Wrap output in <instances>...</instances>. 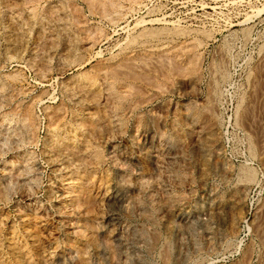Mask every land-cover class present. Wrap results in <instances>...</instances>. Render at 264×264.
I'll return each instance as SVG.
<instances>
[{"label": "rangeland", "instance_id": "1", "mask_svg": "<svg viewBox=\"0 0 264 264\" xmlns=\"http://www.w3.org/2000/svg\"><path fill=\"white\" fill-rule=\"evenodd\" d=\"M0 264H264V0H0Z\"/></svg>", "mask_w": 264, "mask_h": 264}, {"label": "bare ground", "instance_id": "2", "mask_svg": "<svg viewBox=\"0 0 264 264\" xmlns=\"http://www.w3.org/2000/svg\"><path fill=\"white\" fill-rule=\"evenodd\" d=\"M101 1V0H100ZM102 2H104V1H102ZM101 2V3H102ZM113 3V2H112ZM106 4V3H105ZM115 4V3H114ZM103 5V4H102ZM100 6H101V4H100ZM111 6V5H110ZM107 7V6H106ZM104 8H105V6H104ZM110 8V7H109ZM102 9V8H101ZM106 9V8H105ZM103 10V9H102ZM105 12V11H104ZM155 20V19H154ZM157 20V19H156ZM173 25V24H172ZM143 29H139V30H141V37H142V34H146V35H150V34H153V33H155V31L156 30H158L157 28H156V30H154L153 28H144V27H142ZM160 30H165L164 32L165 33H169V34H173V33H182V29H181V27H179V26H173L171 29H168V27L167 28H162L161 27V29ZM160 30L159 31H157V32H159V34H161L162 32H160ZM203 31V30H202ZM163 32V33H164ZM206 32V31H205ZM136 34V33H135ZM138 34H140V33H138ZM155 34H157V33H155ZM134 35V34H133ZM135 36V35H134ZM133 37V36H132ZM134 38V37H133ZM134 41V40H133ZM198 45V44H197ZM190 50V49H189ZM191 51V50H190ZM184 53V52H183ZM190 53V52H189ZM198 53V52H197ZM198 56V55H197ZM165 58V57H164ZM168 58V57H167ZM197 57L194 55V58H192V59H196ZM128 59V58H127ZM140 59V58H139ZM162 60H164V59H162ZM131 61V60H130ZM129 60H126V61H123V65L122 66H125L126 67V69H128V70H130V68L132 67V63H134V62H130ZM136 61V60H135ZM166 62L168 61V60H165ZM189 61V60H188ZM190 61H191V57H190ZM189 61V62H190ZM195 61V60H194ZM169 62V61H168ZM192 62H193V60L190 62V65L192 64ZM160 63V62H159ZM165 63V62H164ZM188 63V62H187ZM194 64H195V62H193ZM193 64V65H194ZM119 64L118 63H116V65L115 66H118ZM115 66H113V67H115ZM120 66H121V64H120ZM119 66V67H120ZM166 66V65H165ZM168 66V65H167ZM170 68H172L173 66H174V64H173V66H172V63L170 64ZM191 67H192V65H191ZM178 68V67H177ZM180 68V67H179ZM178 68V69H179ZM193 68V67H192ZM194 68H195V66H194ZM150 69V68H149ZM156 69V68H155ZM168 69V68H167ZM172 69H175L176 70V68H172ZM181 69H182V67H181ZM180 69V70H181ZM184 70V69H183ZM112 71V70H111ZM124 71V70H123ZM177 71V70H176ZM190 71V70H189ZM178 72H180V71H178ZM126 73V75H124V73H123V75L125 76V77H133V78H135L136 79V77H137V74H136V72H133V70H131V71H128V72H125ZM176 73V72H175ZM115 74H116V71H115ZM164 74V73H163ZM135 75H136V77H135ZM121 76V75H120ZM112 77V76H111ZM164 77V76H163ZM174 77V76H173ZM179 77V76H178ZM184 77V76H183ZM224 77V76H223ZM128 78H126V79H128ZM115 79V78H114ZM113 80V79H112ZM260 88V87H259ZM257 89V88H256ZM143 92V91H142ZM142 95V94H141ZM252 112V111H251ZM201 118V117H200ZM260 134V133H259ZM8 161H6L5 163H7ZM4 163V162H3ZM7 165V164H6ZM243 170H245V169H243ZM247 171V170H246ZM243 172H245V171H243ZM246 175V174H245ZM247 181V180H246ZM105 198V195H104V193L103 194H100L99 195V199H100V201H103V200H105L104 199ZM230 229H231V227H230ZM119 240H121V239H119ZM122 247V246H121ZM119 249V248H118ZM122 250V249H121ZM120 249H119V251H121ZM123 251V250H122ZM121 251V252H122ZM164 255V254H163ZM165 256V255H164ZM166 256H167V254H166Z\"/></svg>", "mask_w": 264, "mask_h": 264}]
</instances>
